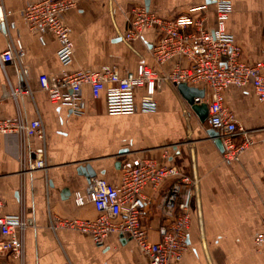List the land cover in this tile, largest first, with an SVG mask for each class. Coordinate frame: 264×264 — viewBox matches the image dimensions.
Listing matches in <instances>:
<instances>
[{
  "label": "crops",
  "instance_id": "obj_1",
  "mask_svg": "<svg viewBox=\"0 0 264 264\" xmlns=\"http://www.w3.org/2000/svg\"><path fill=\"white\" fill-rule=\"evenodd\" d=\"M39 1L0 0V53L10 49L11 40L21 41L26 84L33 92L32 97L21 96L15 102L10 86L23 85L19 68L10 64L4 73L0 67V114L7 120L19 114L27 122L40 118L48 148L47 168L23 173L19 138L0 134V216H16L24 209L29 223L24 263L5 256L0 264H149V257L128 236L112 234L98 247L88 234L54 231L50 226L55 216L97 217L91 204L77 207L74 203V194L89 188L81 169L116 185L121 179L118 154L124 150L123 158H155L199 178V197L190 208L188 246L181 259L171 264H264V244L257 246L254 240L264 226V103H258L251 87L225 92L227 106L251 141L238 160L230 163L208 136L207 122L200 124L176 89L161 80L156 83L155 112L141 111L146 89L140 88L134 94L135 112L121 115L109 113L106 91L94 99L90 86H84L83 110L75 113L53 104L39 87L41 75L54 82L64 73L112 68L124 77L136 73L142 61L166 77L178 61L157 65L152 56L158 40L154 29H146L130 44L124 41L132 10L144 5L151 12L174 18L208 5L207 26L213 28L215 7L208 0H78L63 16L74 44L73 62L63 66L57 55L58 38L49 31L33 34L29 30L25 9ZM231 7L226 32L242 47L246 63H263L264 0H231ZM164 147L168 149L166 159L161 156ZM168 186L158 192L150 187L144 191L146 226L153 242L160 241L159 228L169 222L161 210V195Z\"/></svg>",
  "mask_w": 264,
  "mask_h": 264
},
{
  "label": "built area",
  "instance_id": "obj_2",
  "mask_svg": "<svg viewBox=\"0 0 264 264\" xmlns=\"http://www.w3.org/2000/svg\"><path fill=\"white\" fill-rule=\"evenodd\" d=\"M78 0H41L28 6L24 16L33 34L52 32L60 42L58 58L63 66L73 62L74 44L63 16L74 9ZM215 7L216 23L207 26L208 5L189 9L184 15L168 18L149 11L144 5L132 10L130 27L123 36L130 44L140 39L146 29H154L158 40L152 47V56L159 66L178 61L174 70L166 77L142 61L136 73L121 77L112 68L99 71L80 70L64 73L51 82L47 75L39 77V87L48 94L53 104L71 108L81 113L82 88L90 86L94 99L106 91L108 110L112 115L135 112L134 94L145 88L141 100V111L153 113L157 110L154 99L156 83L161 80L170 88L180 83L204 89L209 97L197 100L208 105L207 124L220 134L223 142L224 160L237 161L251 141L239 126L233 111L227 106L225 92L230 88L251 87L258 103H264V62L248 64L243 58L242 47L226 32V22L232 12L231 0H210ZM25 51L19 40H11L10 49L0 53V67L15 64L23 79V85L10 86V97L17 102L21 96L32 97V89L26 84L28 71L23 65ZM185 62L186 65H181ZM0 134H15L19 138L22 172L45 170L48 166L47 135L40 118L27 122L21 114L16 119H3L0 114ZM35 142L37 144H35ZM163 158L168 149L163 148ZM161 210L168 224L159 228L160 241L149 238L147 187L160 191ZM199 197V178L196 174L185 175L178 169L163 165L151 157H130L121 161V179L116 185L93 176L86 192H76L77 207L91 204L95 219H63L51 217L54 231L69 229L88 234L98 247L112 234L128 236L139 250L150 259L149 264H171L179 260L188 246V230L191 222L190 208ZM3 202L0 199V208ZM29 227L24 209L16 216H0V258L10 256L21 263L25 260L26 233ZM255 244H264L263 230L255 236Z\"/></svg>",
  "mask_w": 264,
  "mask_h": 264
},
{
  "label": "water",
  "instance_id": "obj_3",
  "mask_svg": "<svg viewBox=\"0 0 264 264\" xmlns=\"http://www.w3.org/2000/svg\"><path fill=\"white\" fill-rule=\"evenodd\" d=\"M210 3V0H208ZM175 89L185 105L188 107V109L198 118L200 124L204 125L207 122L208 119V105L206 102L198 103L197 100H204L205 99V90L199 89L195 87H190L185 83H180L175 86ZM208 136L213 140L215 145L219 148L221 152L224 153V147L223 142L220 138L219 132H217L214 129L207 130ZM125 153H127V150L120 151L118 154V162L117 166H121V161L123 160V156ZM82 174L87 178L88 183H91V178L94 176L90 175L87 172L86 168L81 169Z\"/></svg>",
  "mask_w": 264,
  "mask_h": 264
}]
</instances>
